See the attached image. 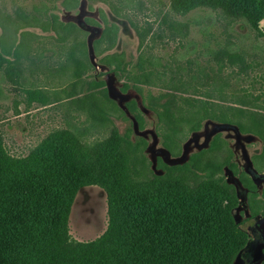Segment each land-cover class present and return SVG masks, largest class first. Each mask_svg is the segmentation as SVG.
Instances as JSON below:
<instances>
[{"label": "trees", "instance_id": "trees-1", "mask_svg": "<svg viewBox=\"0 0 264 264\" xmlns=\"http://www.w3.org/2000/svg\"><path fill=\"white\" fill-rule=\"evenodd\" d=\"M102 1L119 16L123 9L138 7L141 3L140 0H119L121 5H118L111 0ZM68 3L73 0H65V4ZM48 10V4L42 2L34 5L33 11L16 5L13 13L0 12V65L41 71L39 60L44 52L36 51L42 42L41 33L27 27H41L47 31L52 26L49 38L65 48L73 67L74 80L62 89V93L70 105L86 112L93 125H115L116 119L130 123L119 136V151L126 159V185L140 190L127 192L132 197H127L126 192L122 194L125 195L121 197L124 222L115 227L113 217L103 235L92 241H79L71 236L68 225L74 196L81 187L77 185L78 175L82 171L93 181L100 177L101 148L107 141H100L88 149L80 145V140L71 138V142L85 152L84 167H73L83 151L70 152L68 167L62 169L65 174L62 181L61 170H52L47 163L39 169L26 165L23 174L21 165L2 148L0 135V264H45L47 261L58 264L75 261L81 264H233L241 251V235L233 217L217 199L211 198L219 205L207 201L204 196L194 204L187 195L151 197L142 189L153 178L168 186L188 187L205 179H215L224 174L227 167L254 190L256 185L252 178L246 172L239 173L228 140L218 132L207 146L191 153L184 161L168 163L157 157L155 164L148 153L147 138L136 134L133 126L136 123L143 130L146 125L139 101L133 98L122 105L111 96L104 80L88 77L95 65L89 56L86 35L80 38L83 30L79 26L59 20ZM225 11L228 15L246 18L248 24L259 29L257 23L264 19V0H232ZM249 11L254 15L250 16ZM132 24L140 38L141 50L152 28L147 26L140 30ZM117 32L116 24L106 26L93 42L94 52L101 56V63L126 79L123 91L132 86L141 95L145 107L156 114V132L171 157L182 155L189 130L199 131L205 120H213L235 125L242 133L259 136L262 151L254 157V162L264 161V119L250 117L242 106L225 109L210 100H188L187 110L176 109L169 101L160 102L156 94L146 95L142 86L152 81L155 68L141 51L135 64L137 71L128 70L124 54L112 50ZM71 173L76 176L72 177ZM67 182L68 186H63ZM224 186L235 193L232 184ZM64 187L72 193L70 199L63 194ZM153 190L158 195L166 192L160 187ZM261 198L250 191L252 215L264 207V190ZM162 218L166 222L161 221ZM149 225H153L150 234L147 232ZM79 250L85 254L81 255ZM147 256L152 260L147 261Z\"/></svg>", "mask_w": 264, "mask_h": 264}, {"label": "rangeland", "instance_id": "rangeland-1", "mask_svg": "<svg viewBox=\"0 0 264 264\" xmlns=\"http://www.w3.org/2000/svg\"><path fill=\"white\" fill-rule=\"evenodd\" d=\"M40 1L0 0V9L13 12L16 5H21L30 10ZM111 1L121 5L119 0ZM140 1L138 7L123 9L118 18L124 30L132 28L134 37L121 34L123 41L117 49L128 53L127 57L132 60L131 72L137 71L135 64L141 51L152 63L156 74L149 84L142 86L146 95L156 94L160 102L169 101L176 109L187 110L188 100H210L225 109L242 106L250 117L264 119V19L257 23L259 29H255L246 18L228 15L225 9L232 0ZM90 3L109 10V4L102 0H91ZM87 4L88 0H82L84 8ZM249 15L253 16L254 13L249 11ZM83 17L82 13L72 19L80 22ZM131 22L140 30L147 26L152 28L141 50L138 49L137 30ZM97 34V29L91 30V37ZM36 51L44 52L39 60L41 71L0 65L1 146L21 165L23 174L26 173V165L39 169L47 163L52 170H61L64 181L62 169L68 167L69 153L83 151L71 142V138L80 140V145L88 149L94 148L100 141H107L101 148L103 167L100 177L93 181L80 171L77 185L81 187L74 196L69 214L71 236L82 242L92 241L109 229L113 217L115 227L124 222V201L121 197L125 195L122 194L126 192L127 197H132L127 192L140 190L134 185H126V159L119 151V136L130 123L116 119L115 125H93L86 112L70 105L69 99L62 93V89L74 80L73 67L65 48L50 38H43ZM93 59L97 69L88 77L98 72L104 74L107 70L99 65L98 59ZM114 81V84L109 81L108 88L122 105L130 98L139 101L145 113L146 127L140 130L136 123L133 126L136 134H143L150 140L148 153L155 161L162 147L161 138L156 132V114L145 107L141 95L133 87L125 94L119 91L123 79L117 77ZM217 132H222L229 140L242 168H247L252 156L262 148L261 140L254 135L241 134L235 126L205 120L201 130H189L184 138L183 155L170 159V162L184 161L191 151L208 145L212 135ZM84 157L83 151L81 159L73 167H84ZM256 168L261 174L257 183L262 188L264 161L258 160ZM71 176L75 177L76 173H71ZM232 182L229 171H226L215 179H205L188 187L168 186L153 178L142 189L151 197L187 195L194 204L203 196L216 205H219V201L233 217V223L241 235V251L233 264H250L245 261L251 257L250 253L243 252L250 249L257 239V235L250 230L251 226L257 225L264 232V210L256 218L248 217ZM227 183L232 184L235 193L225 188L224 184ZM63 186H68V182ZM155 187L166 192L158 195L153 190ZM63 194L67 199L72 197L68 187H64ZM161 221L166 222V219L162 218ZM151 230L153 225L147 228L148 234ZM79 251L81 255L85 254ZM151 260L152 257L147 256V261ZM45 264L58 263L47 261Z\"/></svg>", "mask_w": 264, "mask_h": 264}, {"label": "flooded vegetation", "instance_id": "flooded-vegetation-1", "mask_svg": "<svg viewBox=\"0 0 264 264\" xmlns=\"http://www.w3.org/2000/svg\"><path fill=\"white\" fill-rule=\"evenodd\" d=\"M74 1L75 0H73V3L65 4V0H41L38 4L41 5L42 2H46L48 4V7H49V10H48L49 14H51L52 16L56 15L58 17V19L63 21V22L64 21L65 22H73L74 24H76L77 26H79L83 30V33H81L79 36H80V38H85V35H86V38H87V41H88L89 52H90L89 56H91V59H92L94 65H95V69H97V66H96V62H94L93 57H95L96 59L99 60V62H100L99 65L101 67H103V69H107L106 72H104V74H102L103 72H98V74H96L94 76H96V78H98L100 80L101 79L104 80L106 82L107 86H108V83H109L110 80L114 84V82H115L114 79L115 78L117 79V77H118L120 79H123V84H122L121 88L119 89V91L122 92L123 94H125L127 91L130 90V88L132 86L127 91H123V87H124V84L126 82V79L124 77H120L108 65H105V64L101 63V61H100L101 56H98V54H96V52H94L93 42L101 36L102 31L105 29L106 26L116 24V26L118 27L117 39H116V43H115V45H114L112 50L116 51V52H118L120 54H124V57L126 58V60L129 63L128 70H130V66L132 64V60L127 57L128 53L125 50H123V49H119L118 50L117 48L120 46V44H122V41H123L121 34H123L124 36L129 37V38H133L134 37L132 35V33H131L132 28H130V30H127V28H126L124 30L122 28L121 24L118 23V18L120 16L117 15L115 13V11L109 5H108L109 6V10H107V8L105 6L95 7L92 3H90L91 0H88V4L84 8L83 5H82V0H78L77 2L76 1L74 2ZM23 8L26 9L25 7H23ZM83 8H84V10H83ZM26 10H28V9H26ZM33 10H34V5H33L32 9H30L28 11H33ZM1 11L3 12L4 10L0 9V12ZM13 12H14V10H13ZM13 12H10V13H13ZM94 12H95V14H93ZM82 13L84 14V17L81 19L82 21L79 22V21H76L75 19H72L76 15L78 16V15H80ZM87 14H89L90 16H86ZM66 16H67V18H65ZM27 28L29 30H34L36 32L41 33L40 36H41V40H42L43 38H49L50 33H51L50 30L52 29V26H50V28L47 31L43 30L41 27H38V28H36V27H27ZM92 29H95V30L97 29L98 30V34L95 35L94 37H91V30ZM21 30H22V28H20V31ZM136 34L138 36L137 31H136ZM137 36H136V38H137ZM140 43H141L140 42V38L138 36V49L140 48ZM114 49H116V50H114ZM100 66H98V68H100ZM108 70H110L111 72H109ZM105 76H107V78ZM131 99H133V98H130V99L126 100V102L131 100ZM134 99H136V98H134ZM125 103H124V105H125ZM219 123L220 124H225L227 126H235V125L228 124V123H223V122H219ZM236 130L238 132H240L238 130V128H236ZM240 133L241 134H247V135H254V134H251V133H242V132H240ZM215 134L212 135L211 139L213 138V136ZM254 136L256 138H258L259 140H261V138L259 136H257V135H254ZM145 137L147 138L149 146H150V140L148 139L147 136H145ZM228 142H229V140H228ZM261 142H262V140H261ZM201 148H203V147H201ZM200 149H198V150H200ZM198 150H193V151L190 152V154L195 152V151H198ZM159 151L160 152L155 157L156 158V160L154 161L155 164L157 163V157H162V158H164L166 160V162L170 163V159L179 158V157H181L183 155V153H182V155L179 156V157H171L166 152V149L164 148L163 145H162L161 148H159ZM183 151H184V149H183ZM261 151H262V148L257 153H255L252 156V159L248 162L249 164H248L247 168H242L241 167V164L239 163V160L236 159V154H235V151H234V161L238 165L239 173L246 172L252 178V180L254 181V183L256 185V188L254 190H251L249 187L244 185L240 181L239 175L235 174L231 169L226 167V170H225V172L229 171L230 178H232V181H233L232 183L235 186V188L237 190V193L239 194L240 199L242 201V206L244 207L245 212L248 214V217H251V218L258 217L261 214L262 210H264V207H262L260 209L259 213H257L256 215H252V212H251L250 207H249L250 191H253L254 193L257 194V197L261 198L262 194H263V190H264V186L261 188L258 185V183H257L258 176H260L261 174L259 173L258 169L256 168V163H258V162H256V163L254 162V157L256 155H259L261 153ZM190 154H188L187 157L190 156ZM250 230H251V232H254L257 235V239H256V242L252 245V247L250 249H247V250H245L243 252V254H247V253L249 254L250 253V255H251V257L246 258L245 261L250 262V264L251 263L253 264V263L257 262V261L264 262V232L259 226L257 227V225L251 226ZM258 248L261 249V252H260V258L256 260L255 259V253H256Z\"/></svg>", "mask_w": 264, "mask_h": 264}, {"label": "water", "instance_id": "water-1", "mask_svg": "<svg viewBox=\"0 0 264 264\" xmlns=\"http://www.w3.org/2000/svg\"><path fill=\"white\" fill-rule=\"evenodd\" d=\"M110 90H111V88H110ZM111 96H112V94H111ZM112 97H113V96H112ZM154 166H155V165H154ZM155 168H156V166H155ZM156 171H157V169H156ZM260 252H261V249L258 248L257 251H256V253H255V259H256V260L260 258Z\"/></svg>", "mask_w": 264, "mask_h": 264}]
</instances>
